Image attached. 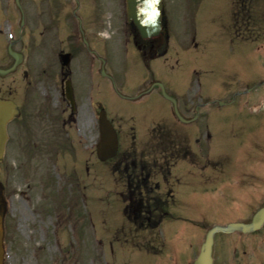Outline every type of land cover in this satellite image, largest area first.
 Wrapping results in <instances>:
<instances>
[{"label": "rangeland", "instance_id": "1", "mask_svg": "<svg viewBox=\"0 0 264 264\" xmlns=\"http://www.w3.org/2000/svg\"><path fill=\"white\" fill-rule=\"evenodd\" d=\"M79 1L78 14L94 18L88 46L82 48L79 82L89 92L81 94L83 112L72 126L79 134L73 132L75 142L57 148L14 147L11 159L0 161L4 263L194 264L208 229L248 217L264 203V193L256 191V176L264 175V0L247 1L249 27L243 40L234 32L241 0H163L171 53L166 60H152L151 69L125 28L124 0ZM74 7V0H0V57L7 40L15 41L12 49L24 55L8 75V91L0 95L13 99L21 115H30L31 131L39 129L33 124L38 99L52 101L53 114L60 113L53 73L35 62L40 49L46 59L49 47L66 35L75 44ZM47 17L57 20L43 32L38 22ZM65 17L72 21L64 22ZM35 19L38 26L27 33ZM41 38L47 48L39 46ZM12 62L9 56L4 66ZM70 62L76 69L81 56H71ZM160 85L178 101L195 104V123L175 119ZM102 107L126 141L133 137L135 148L150 143L154 128L165 124L188 133L190 149L196 146L201 158L215 162L203 165L198 188L194 181L180 188L170 203L179 213L161 222L159 230L140 229L126 218L122 203L130 197L125 186L120 189L117 159L101 163L96 158V119ZM77 136L83 145L76 143ZM157 153L146 158L160 159ZM183 172L188 179L186 168ZM194 204L196 209L188 208ZM242 238L214 233L212 264H245Z\"/></svg>", "mask_w": 264, "mask_h": 264}, {"label": "flooded vegetation", "instance_id": "2", "mask_svg": "<svg viewBox=\"0 0 264 264\" xmlns=\"http://www.w3.org/2000/svg\"><path fill=\"white\" fill-rule=\"evenodd\" d=\"M247 1L241 0L242 4V16L235 17L234 31L237 36L244 35L247 32L249 25V13H247ZM57 17H47L46 19L39 20L38 23L42 25V30H46L48 26L56 23ZM89 17H77L79 25V32L81 39L73 44L70 36L66 35V40L60 41L54 47H50L48 50V56L43 58L42 49L39 50L38 61L36 65L39 69L50 68L53 73V95L58 99L60 103L59 115H54L52 110V101H43L38 99L37 110L35 115L36 127H39L36 131H31V119L30 115L24 113L19 115L13 120L7 123V140L5 143V161L11 159V149L16 147H28L37 148L42 145H58L64 143L74 142V136L72 132V126L74 123H78V119L83 112V96L81 94L86 89V83L79 82V75L83 69V59L81 56L83 46L87 45V36L92 33L91 23ZM64 22H71V17H65ZM33 25L38 26L35 19L29 23L28 27ZM61 28L62 23H59ZM131 27V35L135 46L141 51L143 61L150 59L151 55L164 56L163 43L164 34L160 33L159 36L150 39H141L135 27ZM84 28V30H83ZM27 30V29H26ZM31 30L28 29L27 32ZM41 39H39V46L41 45ZM166 43V40H165ZM37 48H40V47ZM58 47H64L58 48ZM55 48V49H54ZM63 54H69L73 57L75 55L81 56V63L73 69L72 62H69L66 66L62 65L61 56ZM9 59L8 53L5 48L2 49L0 57V64L7 63ZM41 74V73H40ZM69 80L72 90V100L67 99L65 95V81ZM0 90L8 91L9 82L8 74L1 78ZM0 97H4L3 94ZM179 108L181 112L188 118H194L196 108L193 102L186 101L185 98L179 100ZM197 118L194 119V123ZM15 122V123H12ZM41 127H44V131H41ZM68 129L72 136L68 133ZM79 130V129H78ZM80 131V130H79ZM118 137V160L116 162V168L119 173V182L121 186H125L129 190L128 197H130L131 204L124 205L122 207L124 212L133 213V222L141 228L152 229L159 224L161 217L168 213H179V207L171 206L169 203H174L179 197L180 188L194 181V188L199 187V174L202 170V158L201 151L196 146L192 151L190 146L185 142V139L190 135L183 131H177L165 124H161L154 128L152 135V141L147 143L142 149L135 148L132 141L129 145L126 144L122 133L116 126ZM78 133V132H77ZM79 134V133H78ZM199 132H195L194 144L197 145ZM77 143L83 144L81 138H77ZM125 144L126 147H120ZM133 146V147H132ZM158 152V153H157ZM157 153L161 155L158 158H146ZM175 156L183 158H175ZM25 158V156H24ZM146 158V159H145ZM26 160H31L28 156ZM180 160L183 163H180ZM159 161L161 163H159ZM260 161V160H258ZM183 168H186V174L189 176L185 180V173ZM193 176V180L188 181ZM170 179H169V178ZM263 175H257L258 193H264V188H260V184L263 180ZM160 181L162 182V190H160ZM196 209V205L188 206ZM183 208H186L184 206ZM146 214V216H143ZM244 222H250L251 217H244ZM242 254L246 259L245 264H264V222L261 227L248 235L242 240Z\"/></svg>", "mask_w": 264, "mask_h": 264}, {"label": "water", "instance_id": "3", "mask_svg": "<svg viewBox=\"0 0 264 264\" xmlns=\"http://www.w3.org/2000/svg\"><path fill=\"white\" fill-rule=\"evenodd\" d=\"M161 0H126V13L127 16L137 27L142 37H149L157 35L160 30L161 21ZM11 55L17 60L18 55L11 52ZM10 69H0V75L8 72ZM69 94V89H68ZM17 114V108L15 104L9 100L0 99V155L3 148V142L5 139L4 127L8 119ZM99 130L100 139L97 145V157L100 160H105L113 156L116 152V135L113 127L105 116V113L101 111L99 113ZM264 219V207L261 208L253 218L251 224H229L228 226H215L212 227L206 234L205 241L202 246L201 253L195 260L194 264H211V245L213 233L217 230L229 231L232 228L241 227L242 230L255 229ZM2 216L0 214V264H2Z\"/></svg>", "mask_w": 264, "mask_h": 264}, {"label": "bare ground", "instance_id": "4", "mask_svg": "<svg viewBox=\"0 0 264 264\" xmlns=\"http://www.w3.org/2000/svg\"><path fill=\"white\" fill-rule=\"evenodd\" d=\"M64 218H65L64 215H62V216H61V221L65 220ZM66 218H67V217H66ZM67 264H68V263H67Z\"/></svg>", "mask_w": 264, "mask_h": 264}]
</instances>
